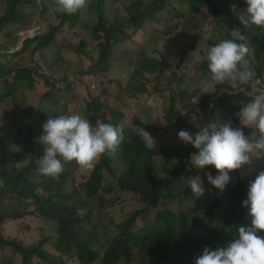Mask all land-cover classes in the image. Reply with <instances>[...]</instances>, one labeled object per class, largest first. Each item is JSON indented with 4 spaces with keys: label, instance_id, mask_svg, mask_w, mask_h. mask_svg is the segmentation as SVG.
<instances>
[{
    "label": "rangeland",
    "instance_id": "obj_1",
    "mask_svg": "<svg viewBox=\"0 0 264 264\" xmlns=\"http://www.w3.org/2000/svg\"><path fill=\"white\" fill-rule=\"evenodd\" d=\"M92 1L88 0L86 7L79 10V21L67 22L60 29L55 44L44 52L43 57L39 52H33L35 44L24 53H21V48L27 38H33L43 32L47 33L52 27L60 24L59 17L48 1L31 0L30 4L23 7V18L19 24L9 25L0 30V94L6 80L1 72L28 69L35 82L34 89L20 88L15 98L9 97L3 102L0 101L1 131H5L8 118L21 107L27 106L34 110L37 115L39 137L46 122L43 120L44 109L50 108L51 113L55 114L70 111L85 118L88 105L92 103L96 104L94 110L103 109L107 119H111L115 113L123 114L120 123L123 129H136L139 127L136 120L139 119L146 126H156L157 133L163 135L168 122L167 110H172L171 117L174 122L179 118L184 120L188 126L186 131L192 133L198 132L199 128L205 126L211 130L215 125L219 130L224 125V122L219 120L215 123L199 124L196 115L202 108L207 107V103L203 101L204 96L216 90L220 93L225 92V89L220 91L221 87L217 85L218 83L211 81L205 75L208 49L220 40L227 39L226 34L220 31L218 20L210 16L206 8H202L200 14L194 15L188 4L182 0H151L162 2L164 7L156 14L155 20L146 22L144 28L138 31L132 25L127 26L125 5L131 0H105L108 4L109 23L124 27L126 37L119 36L117 43L104 51L100 46L104 44V32L101 31V39L96 40L93 28L88 23L90 18L88 7ZM5 2L6 0H0L1 10ZM236 3L241 10L246 9L244 0H238ZM43 5L47 8L41 16ZM97 22L98 18L94 15V24ZM262 34L264 35V29ZM178 36H180L181 53L173 44V40ZM143 58H166L168 69L163 74L140 76L135 70L136 64ZM254 63L251 51L241 65V70ZM260 87L257 80L241 85L238 90L244 93L245 98L242 102L246 104L247 98L251 100L249 92L253 88ZM149 100L153 102L151 105L148 103ZM173 100H176L174 107L171 103ZM178 112L181 117L177 116ZM176 133L175 130H171V135ZM179 141L182 142L180 139ZM182 143L185 145L184 142ZM39 151L41 158L43 150L40 148ZM192 154L188 155L189 162ZM95 166L92 169H81L75 161L67 162L63 173L69 174L65 191L73 193L72 204L76 206L81 216L88 217L90 223L88 228L101 238L94 245L96 251L117 234L115 225L121 223L131 213L140 212L136 225L137 228H142L153 225L157 215L162 211L175 213L192 208L193 202L181 195L182 183L178 182L172 195L165 198L158 209L144 213L140 197L135 193L118 191L116 180L111 173L105 174V182L109 185L108 188L113 187V190L103 191L95 200L88 201L81 191V184L91 175ZM240 170L242 176L264 170V153L252 157V163ZM209 172L213 177L218 174L214 166H209L203 169L200 175L206 189L202 197L206 207L199 213L200 224L196 230L200 236L211 234L213 226L228 212L227 191L233 181V176L230 174V183L221 192L208 183ZM171 174L172 170L165 166L162 160H156L155 177L164 178ZM42 177L45 180L52 179L43 175ZM37 192L40 194L41 190ZM24 202L27 208L35 211L32 200H24ZM10 203L9 196L0 198V214L2 212L9 214L8 211H13ZM37 215L39 217L26 216L19 220H4L0 226V236L5 239H15L27 247L41 239H46L44 249L49 253L56 258L61 257L64 264H79L76 258L61 256L54 248L57 236L56 222ZM238 226H251L248 209ZM260 235L264 236V232ZM131 247L130 260L119 264H147L137 257L134 243H131ZM0 264L48 263L37 258H29L25 262L20 255L10 249L0 248Z\"/></svg>",
    "mask_w": 264,
    "mask_h": 264
},
{
    "label": "trees",
    "instance_id": "obj_2",
    "mask_svg": "<svg viewBox=\"0 0 264 264\" xmlns=\"http://www.w3.org/2000/svg\"><path fill=\"white\" fill-rule=\"evenodd\" d=\"M48 1L60 19L58 26L52 27L47 33H40L23 42L21 53L30 49L35 44L33 52L37 51L43 57L44 52L55 44V38L60 29L67 23L79 21V11L76 13H60L56 11L55 0ZM186 2L194 15L200 14L206 8L210 16L217 19L220 31L230 38L229 30L233 27H243L231 11V5L238 0H182ZM31 0H6L3 9H0V30L13 24H19L23 18V7L30 4ZM245 4V0H244ZM246 5V4H245ZM108 4L105 0H93L88 7L90 18L88 23L93 28L96 40L101 39L100 32H104V44H100L105 51L117 43L118 37H126L124 27L109 23L107 16ZM164 7L162 2L151 0H131L125 5L127 12V26H133L138 31L143 29L145 23L156 19V14ZM247 7V5H246ZM46 5H43L40 15L44 14ZM94 15L98 22L94 24ZM126 18V17H124ZM118 33V35L116 34ZM244 35L251 44L254 64L248 67L255 72L253 80L258 81V86L264 87V35L262 29L252 26L244 31ZM180 36L173 40V44L181 53L179 47ZM206 77L210 79L207 64L205 65ZM168 69L166 58H143L136 64V74H163ZM6 77L5 86L0 94V101L6 98H15L20 88L34 89V80L28 69H14L10 72H1ZM221 87L220 93L204 96L203 101L207 107L197 113L199 124L215 123L217 120L224 125L231 122L233 126H240L236 113L244 105V93L238 89H231L228 83L217 84ZM217 88V86H216ZM237 92V93H234ZM248 102L250 99H246ZM172 106L176 104L173 100ZM96 104L88 105L86 118L95 125L97 119L113 126L121 127L124 115L113 114L111 119L106 118L103 109L94 110ZM97 113V114H96ZM167 125L165 134L157 133L154 125H144L139 119L136 123L140 128L148 131L154 138L155 147L149 150L137 134L136 129H123L126 137L114 155H104L95 166L91 175L81 184V191L88 201L95 200L103 191L113 190L105 182V174L111 173L118 191L135 193L140 197L144 206V213L158 209L161 202L172 195L178 182L182 183L181 195L193 202L192 208L187 211L170 212L162 211L157 215L153 225L137 228L140 212L131 213L121 223L115 225L117 234L108 239L104 246L97 250L94 245L99 236L88 228L87 216H81L76 206L72 204L73 193H66L65 187L69 181V174L62 173L59 179H43L38 172V158L40 148L43 146L35 142L38 138V128L34 123L37 115L31 108H24L21 112L13 114L5 126V131L0 130V198L9 196L13 211L9 214H0V226L6 219L19 220L26 216H37L56 222V241L54 248L61 256L76 258L79 264H119L131 258V243L135 244L136 255L147 264H195L197 257L201 256L205 248L217 250L227 248L238 237V229L246 212L243 201L247 199L250 182L254 181L258 173L242 176V170L230 174L233 181L228 187L229 205L228 212L216 223L211 234L200 236L196 230L200 224L199 213L206 207L204 199L197 198L191 191L188 179L199 176L202 171L195 169L188 160V155L197 152L191 145H183L179 141L178 133L188 127L184 120L173 121L172 110H167ZM177 116L181 117L180 113ZM223 125V126H224ZM171 130L177 133L171 135ZM251 129H245L250 135ZM192 133V132H191ZM42 134V133H41ZM195 134V133H193ZM28 160V162H26ZM162 160L164 165L172 170L169 177H155V162ZM41 190L39 194L37 191ZM25 201L32 200L35 211L27 208ZM19 210V211H18ZM175 219V222H173ZM101 239V238H100ZM46 239L31 246H24L15 239H5L0 236V248L10 249L20 255L26 262L29 258H37L48 264H64L60 258L44 249Z\"/></svg>",
    "mask_w": 264,
    "mask_h": 264
},
{
    "label": "clouds",
    "instance_id": "obj_3",
    "mask_svg": "<svg viewBox=\"0 0 264 264\" xmlns=\"http://www.w3.org/2000/svg\"><path fill=\"white\" fill-rule=\"evenodd\" d=\"M87 2L55 0L56 11L76 13L85 8ZM245 4L247 7L244 10L237 3L231 5V11L243 27L229 30L230 38L211 46L206 57L210 80L219 84L228 83L233 90L248 84L255 77L253 70H241V65L252 51L244 31L252 26L264 29V0H245ZM249 96L252 99L236 113L240 126L229 122L219 130L213 125L211 130L205 126L195 134L186 130L178 133L185 145L197 150L190 159L195 168L203 170L214 166L217 170L215 177L211 172L207 173V181L221 192L230 183L231 172L245 168L252 163V157L264 153V87L253 88ZM148 103L151 105L153 102L149 100ZM245 129H251V134L247 135ZM136 131L145 147L153 150L155 141L151 134L140 127H136ZM125 139L122 127L100 119L93 125L78 114L48 116L42 126V134L35 140L43 146L38 172L41 176L58 180L67 162L75 161L81 169H92L102 156L114 155ZM200 175L188 179L197 198L203 197L206 191ZM243 206L248 209L251 226H240L238 237L227 248H205L195 264H264V236L260 235L264 232V170L259 171L254 181L250 182Z\"/></svg>",
    "mask_w": 264,
    "mask_h": 264
},
{
    "label": "crops",
    "instance_id": "obj_4",
    "mask_svg": "<svg viewBox=\"0 0 264 264\" xmlns=\"http://www.w3.org/2000/svg\"><path fill=\"white\" fill-rule=\"evenodd\" d=\"M222 38H223V37H222ZM22 105H23V104H22ZM18 106H20V103H19ZM15 107H16V106H15ZM24 108H28V107H27V106H26V107H21L20 110H19L18 112H21L22 110H24ZM44 110H45V115H44V118H43L44 121L47 120L48 116L55 117L56 115H59V114L51 113L52 109H50V108H46V109H44ZM18 112H16V113H18ZM62 114H64V115H71V114H74V112L65 111V112L62 113ZM84 115H85V118H86L87 115H86V114H84ZM10 117H11V116H10ZM10 117L8 118V121H9ZM86 119H87V118H86ZM8 121H7V122H8ZM34 125H35V127L38 128V126H37V120L35 121Z\"/></svg>",
    "mask_w": 264,
    "mask_h": 264
},
{
    "label": "built area",
    "instance_id": "obj_5",
    "mask_svg": "<svg viewBox=\"0 0 264 264\" xmlns=\"http://www.w3.org/2000/svg\"><path fill=\"white\" fill-rule=\"evenodd\" d=\"M92 89H94V88L92 87Z\"/></svg>",
    "mask_w": 264,
    "mask_h": 264
}]
</instances>
